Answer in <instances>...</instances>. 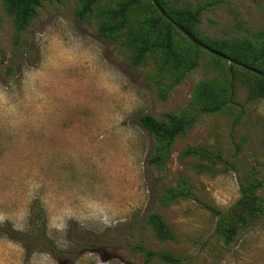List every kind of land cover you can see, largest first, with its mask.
I'll use <instances>...</instances> for the list:
<instances>
[{"label":"rangeland","instance_id":"rangeland-1","mask_svg":"<svg viewBox=\"0 0 264 264\" xmlns=\"http://www.w3.org/2000/svg\"><path fill=\"white\" fill-rule=\"evenodd\" d=\"M125 1L97 0L83 18L85 0L43 2L15 46L16 15L0 0V264H169L138 246L179 264H264V98L250 96L255 76L215 54L250 38L264 72V0H164L203 7L204 47L172 30L181 67L160 48L132 63L142 43L159 42L160 12L139 0L121 26L111 12ZM207 105L221 107L201 113ZM147 114L198 115L160 165L150 160L165 143L140 124ZM244 189L256 215L242 226L229 213ZM169 191L185 195L165 203ZM210 208L227 215L221 232ZM151 213L175 240L157 237ZM44 219L55 252L29 255L3 233L36 235Z\"/></svg>","mask_w":264,"mask_h":264},{"label":"trees","instance_id":"trees-1","mask_svg":"<svg viewBox=\"0 0 264 264\" xmlns=\"http://www.w3.org/2000/svg\"><path fill=\"white\" fill-rule=\"evenodd\" d=\"M54 1L58 0H7L8 9L16 15L17 37L15 40V46L21 45L22 36L28 30L33 20L36 18L38 13L37 11L41 7L42 3ZM138 1L139 0H127L120 5L118 10H114L111 12L113 15L122 18L121 26L125 25L127 21L128 12L130 11L131 7ZM96 2L97 0H85L83 9L79 13V15L83 18L86 14L90 13ZM156 2L166 14V16H164L159 13L158 19L156 20V22H154V24H152L155 31L159 32L157 36L159 42L155 45H151L147 42L142 43V45L137 49L136 53H134V55L132 56V63L136 66H140L141 64H143L147 55L153 49L160 48L164 53V59L166 63L181 67L183 65V59L180 57V55L175 49L172 30L176 28L179 29L175 25L178 24L198 42L194 43L189 39L192 43H194L195 46H203L201 44L203 43L202 40L197 36V25L200 23L203 7L200 6L198 8H193L188 6L184 9L177 10L171 9L168 5H166L164 0H156ZM155 10L159 12L156 5ZM170 20H172L173 22H171ZM215 47L218 51L215 52V54L223 56L224 58L228 59V61H234L236 63L243 64L248 68L257 70L256 68H253L250 62L251 55L254 53L253 41H251L250 38H244L242 40L233 39L231 41H222L219 42ZM242 70L251 76H255L259 81V84H257L250 90L251 98H264V78L251 72L250 70L244 68H242ZM220 107V105L215 108L209 107L207 105L203 106L200 112L211 113L218 111ZM197 117L198 115H191L184 118L169 116L167 122H161L149 114L141 116L139 122L142 127L148 133L153 135L157 142L165 143L162 146L160 145L161 143H158L159 145H156V155L150 160V163L153 165H160L162 162V152L166 148H168L180 134H182L186 129L194 125V123L197 121ZM242 192V199L236 203L229 215H231L235 219L238 225L245 226L248 223V219L255 218L256 206L253 202L249 190L244 189ZM168 193L170 197L167 196L164 199L165 203L185 195L182 192L177 193L175 191H169ZM210 209L220 216L217 231L221 232L227 224L225 220V217L227 215H225L223 212L214 210L213 208ZM148 221L149 224L152 225L159 239L175 240V234H173L171 228L168 227L167 223L159 214L151 213L148 217ZM229 225L230 226L227 228L228 235L226 234V240L228 243L232 241L233 237L236 235L237 232L236 226H233L232 224ZM0 233H2V230H0ZM3 233H5V235H7L9 239L17 240L23 243L29 255L33 254L36 250H40L42 252L47 253L55 252V248L47 238L45 219L41 221L39 231L36 235H30L12 229L5 230L3 231ZM88 247H86L85 249L89 250ZM137 249L146 253L148 258L158 257L169 264H179L181 262V258L176 257L170 253L159 254L152 251H148L142 246H138Z\"/></svg>","mask_w":264,"mask_h":264},{"label":"water","instance_id":"water-1","mask_svg":"<svg viewBox=\"0 0 264 264\" xmlns=\"http://www.w3.org/2000/svg\"><path fill=\"white\" fill-rule=\"evenodd\" d=\"M153 1V3L156 5V7L158 8V10H159V12L162 14V15H164V16H166V14H165V12L163 11V9L157 4V2H156V0H152ZM168 18V17H167ZM171 22H173L172 20H170ZM182 32H183V34H185V36H187L188 37V39H190L192 42H194V43H198L188 32H186L182 27H180L178 24H175ZM231 64H234V65H237V66H239V67H241V68H244V69H247V70H250L251 72H253V73H255V74H257V75H259V76H261V77H263L264 78V73L263 72H261V71H258V70H255V69H251V68H248L247 66H245V65H243V64H240V63H236V62H234V61H229Z\"/></svg>","mask_w":264,"mask_h":264}]
</instances>
